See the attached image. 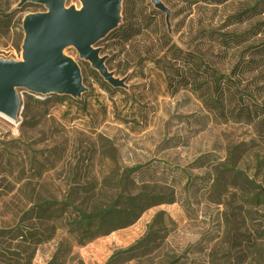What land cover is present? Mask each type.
Returning <instances> with one entry per match:
<instances>
[{"label": "rangeland", "instance_id": "rangeland-1", "mask_svg": "<svg viewBox=\"0 0 264 264\" xmlns=\"http://www.w3.org/2000/svg\"><path fill=\"white\" fill-rule=\"evenodd\" d=\"M160 1L168 19L151 0H122L118 28L142 24L143 36L122 46L112 31L95 46L125 87L110 85L70 47L64 53L81 69V97L52 95L39 104L19 89L17 119L0 115V264H108L111 258L110 264H169L179 257V264H264V206L241 203L264 193V133L255 124H215L197 96L172 93L152 63L138 65L134 48L145 44L139 52L152 56L145 54L150 42L168 31L177 46L226 75L240 61H253L256 71L241 78L242 86L264 106V57L249 51L264 44V2ZM32 5L40 7L25 15L47 12ZM254 6L262 14L236 23ZM65 8L79 10L81 2L65 0ZM253 29L261 33L228 50L205 33ZM19 33L0 35L1 60H23ZM153 193L174 203L148 209L121 229L114 230L131 219L90 234L79 227L78 211L116 201L124 208L128 197Z\"/></svg>", "mask_w": 264, "mask_h": 264}, {"label": "trees", "instance_id": "trees-1", "mask_svg": "<svg viewBox=\"0 0 264 264\" xmlns=\"http://www.w3.org/2000/svg\"><path fill=\"white\" fill-rule=\"evenodd\" d=\"M8 1L9 0H0V35L7 36L19 29V41L20 44H23L24 33L21 26L26 16L24 13L28 7L40 6L32 5L34 3H27L21 8L16 7L12 9L13 5ZM228 1L230 0H186V3L188 6H195L197 4L220 6ZM19 2L20 0H16V3L19 4ZM262 2H264V0H261V3ZM258 7L259 6L248 8L233 19L237 21L236 23L241 24L243 21H246L245 19L250 13L260 15L262 11H259ZM142 29V24H140V26L130 25L120 27L112 32V36L117 40L116 43H120L122 46L130 45L131 47L134 40L143 36ZM205 33H208L211 40L217 43L218 46L224 49L227 48L228 50L240 48L248 42L251 37L261 33V30L253 29L243 34H225L219 30H211ZM134 48L136 49L138 65H143L146 62L152 63L155 68L158 69V74L164 79L167 90L172 93L177 94L181 91H188L197 96L204 110L209 113L215 124H255L258 125L261 132L264 133V106L257 102L253 92L242 86L241 80L245 74L256 71L254 70L253 61H240L233 70H231L230 74L226 75L213 64L207 62L198 52L185 51L177 46L173 42L168 31L164 32L161 38L150 42L149 50L146 51L145 54L149 53L152 56L143 57L139 52L140 49L146 48L145 44H143V46L139 44ZM247 50L248 48H246L245 51ZM249 51H251L252 57H264V44L251 47ZM95 73L98 75L97 72ZM51 97L40 96V98H36L38 100L37 103H48L49 101H47V99ZM54 97L66 96L54 95ZM29 100H32V98H29ZM28 106V104H25V110L28 109ZM139 169L140 168L132 169L130 173H135L139 171ZM143 197L144 196L141 195L128 197V207L124 208H118L120 202L116 201L114 204L99 207L93 211H78L79 227L82 229L83 233L90 234L92 233L91 230H98L106 223H112L114 220L117 221L122 217L127 220L131 219L130 224L120 226L114 230L121 229L136 222L148 209L163 204L174 203L173 200L162 199L160 193L147 194L145 198ZM241 203L248 206L250 209L263 207L264 193L259 192L251 198H241ZM108 234L109 233L104 235ZM143 242H145V240L139 242L137 248H140ZM134 249L135 248L132 250ZM113 259L114 258H111L108 264H110ZM180 261L181 258L179 257L169 264H179Z\"/></svg>", "mask_w": 264, "mask_h": 264}, {"label": "water", "instance_id": "water-1", "mask_svg": "<svg viewBox=\"0 0 264 264\" xmlns=\"http://www.w3.org/2000/svg\"><path fill=\"white\" fill-rule=\"evenodd\" d=\"M79 10L66 9L65 0H20L44 5L47 12L27 14L22 22L23 60L0 59V115L17 119L23 110L19 89L32 94L62 95L79 98L86 91L79 65L65 55L74 47L80 58L89 62L106 82L125 87L108 70L106 59L95 46L121 23L122 0H80ZM152 5L170 17V10L160 0Z\"/></svg>", "mask_w": 264, "mask_h": 264}, {"label": "built area", "instance_id": "built-area-1", "mask_svg": "<svg viewBox=\"0 0 264 264\" xmlns=\"http://www.w3.org/2000/svg\"><path fill=\"white\" fill-rule=\"evenodd\" d=\"M32 95H33V96L36 95V96H35L36 98H38V97L40 98V96H42V95H38V94H32ZM44 97H51V96H44Z\"/></svg>", "mask_w": 264, "mask_h": 264}, {"label": "bare ground", "instance_id": "bare-ground-1", "mask_svg": "<svg viewBox=\"0 0 264 264\" xmlns=\"http://www.w3.org/2000/svg\"><path fill=\"white\" fill-rule=\"evenodd\" d=\"M8 120H10L11 122H13L12 118L10 119L9 117H6Z\"/></svg>", "mask_w": 264, "mask_h": 264}]
</instances>
